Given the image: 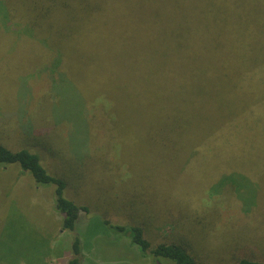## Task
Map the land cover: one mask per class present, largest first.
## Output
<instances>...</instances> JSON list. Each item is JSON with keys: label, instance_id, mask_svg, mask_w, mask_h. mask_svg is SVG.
<instances>
[{"label": "rangeland", "instance_id": "1", "mask_svg": "<svg viewBox=\"0 0 264 264\" xmlns=\"http://www.w3.org/2000/svg\"><path fill=\"white\" fill-rule=\"evenodd\" d=\"M4 16L0 6V143L13 150L39 152L42 162L48 160L47 154L51 169L43 165L68 180L66 195L88 204L94 213L122 223L140 224L141 217L150 221L145 229L153 243L183 235L195 244L198 264H234L243 257L264 261V153L252 155L250 147L251 141L260 142L259 148L264 151V67H256L250 75L263 79L245 78L251 66L264 61V0H230L228 45L215 43L221 46L220 52H215L213 46L208 48L212 56L226 61L200 63L197 69L166 64L164 71L160 67L150 69L138 77L133 58L136 55H132L129 65L120 67L116 53H107L105 42L86 48L83 60L100 64L110 72L109 81L115 80L111 87L118 90V84L121 93L129 92L132 97L130 103L122 105L108 98L105 107L110 111L104 108V101L103 110H96L95 96L105 95L100 93L105 80L98 78L95 88L100 92L87 98L89 115L76 94L72 77L68 75L66 80L63 75L64 84L60 81L63 79L59 75L65 70L57 71L56 51L27 29L11 26L14 21ZM74 66L75 61L69 59L66 70ZM220 70L228 75H219ZM140 90L163 98L159 119L165 118V124L157 128L167 130L172 121L181 120L187 128L184 137L154 136L155 110ZM256 100L261 108L236 113ZM229 114H234L232 120L219 136L216 128ZM64 117L70 121L61 119ZM228 131L230 136H225ZM90 136L91 153L94 158L102 157L99 163L86 162L81 169L74 155L85 149ZM106 141L121 157L128 156L122 162L127 169L116 171V175L105 173L101 162V146ZM2 168L0 264H68L63 257L66 252L70 257L75 235L66 230L62 236L54 186L37 184L31 173L23 172L18 165L6 171ZM173 172L179 174L176 191L169 188ZM233 172L243 173L256 185L255 198L248 180H241L243 199L233 186L217 185L225 173ZM115 183L119 187L112 188ZM177 201L178 212L169 207ZM168 211L172 214L155 222L160 213ZM224 214H230V222L218 227L213 220L220 216L226 221ZM159 223L170 225L161 231L155 229L162 225ZM207 233L209 240L202 242L209 247L205 255L198 238ZM115 235H100L89 244L91 236L80 233L90 253L83 264H155L152 258L141 255L138 246H131L129 238ZM61 236L63 240L58 243ZM188 241L184 242L189 245ZM109 242L118 245H106ZM221 242L230 252L218 260L214 252ZM161 263L172 264L169 260Z\"/></svg>", "mask_w": 264, "mask_h": 264}, {"label": "trees", "instance_id": "2", "mask_svg": "<svg viewBox=\"0 0 264 264\" xmlns=\"http://www.w3.org/2000/svg\"><path fill=\"white\" fill-rule=\"evenodd\" d=\"M0 6L5 11L4 18L14 21L11 26L20 30L27 29L38 41H42L43 45L56 51L57 71L58 68L59 71L65 70L61 72L62 75L58 74L63 79L60 81L64 84L63 75L66 76V80L68 75L72 77V84L78 92L76 94L80 95L83 100L87 115L90 113L87 106L88 99L99 91L96 90L98 78L105 80V87L102 88L101 92L99 91L105 95L101 94L103 98L95 96L96 110L102 111L104 106L108 111L105 107V100L108 98L118 105H122L123 102L128 104L132 100L129 92L121 93L118 84H116L118 90L111 87L115 80L109 81V71L100 64L87 63L83 60L84 50L101 41L108 45L109 48H104L110 56L112 51L116 53L117 58L115 60L120 67L129 65L132 55H136L133 58L138 66V77L150 69L156 70L160 67L164 71L166 64L169 66L183 65L191 69L195 66L194 69H197L200 63L226 61L212 56L208 48L213 46L215 52H220L221 46H216L215 43H225L226 47L228 45L227 41L230 39V0H0ZM217 33H221L224 39ZM69 59L75 61V66L71 71L66 70ZM258 66L264 67V61L251 66L247 70L245 78L263 79L250 76L254 72L253 69ZM214 73L217 74L216 71ZM219 75H228V73L220 70ZM108 81L110 85H108ZM59 87L60 84L57 81L56 88ZM141 92L148 97L155 110L157 123L154 136L160 135L162 139H168L169 135L170 138L173 136L184 137L185 133L183 132L187 128L186 125H181V120L172 121L171 127L167 130L157 128L165 124V118L159 119L163 113V98L157 99L152 92ZM101 103L104 105L102 106ZM256 106H259V100L251 102L236 113L243 110L253 111ZM236 113L234 114L237 115ZM232 115H225L221 125L216 128L219 136L220 131L230 124ZM69 117L61 119L68 122L70 121ZM87 128L90 129L88 120ZM69 134L70 132L67 133L66 137ZM224 135L230 136V131ZM224 139L228 138L225 137ZM91 144L90 136L85 142V149L78 150V153L74 155V159L81 169L84 168L86 162L89 164L90 162L99 163V159L102 157L94 158V152L91 153ZM259 144L260 142H250L252 155L264 153L259 148ZM101 148H104V159L101 162L105 166V173L116 175V171L127 169V166L122 164L123 160L128 159L127 155L121 157V153H118L117 149L114 151L107 141ZM47 156L46 154L48 160L42 162L39 152H33L28 148L13 150L0 143V166L3 167V171H6L11 165H18L23 172L31 173L37 184L45 187L54 186L55 207L62 216V236L66 230L75 235L70 247V257H68V252L64 253L63 257L68 260V264H83V258L85 260V257L87 258L90 254L84 248V241L80 236L82 232L91 236L89 244L96 237L110 235L112 232L118 237L121 236L119 238H129L131 246H138L141 255L144 258H152L155 264H162V260H169L172 264H198V257L194 250L195 244L183 238V235H181L182 237H175L173 240L153 243L147 236L145 229L151 222L145 218L141 217L140 224L113 221L105 214L94 213L93 208L88 204L79 203V201L69 198L66 195V189L69 187L68 180L49 171L47 167L51 169V161ZM63 162L65 161L63 160ZM173 174L172 176L169 175V188L176 191L180 186L175 183L179 174L176 175L175 172ZM241 180H248L252 184L251 188L255 198L258 193L257 187L243 173H225L217 185L233 186L236 194L243 199L240 191L244 185ZM116 187H119L118 183L112 186V188ZM213 188L214 185L212 191ZM199 190L201 191V189ZM179 205L177 201L169 207L176 210ZM178 211L181 210L177 208ZM171 214L169 211L160 213L155 222H160L164 217ZM224 215L226 221H223L220 216H216L213 223L219 227L223 222H230V214ZM79 221L81 222V229L78 228ZM159 224H162L163 227L158 226L155 229L158 228L161 231L170 225L168 223ZM62 236L60 239L58 238V243L63 240ZM210 239L213 240V235L210 236ZM198 240L201 244L199 248L205 255H208L209 247L202 245L203 241L209 240L208 233L200 234ZM184 241H188L192 251ZM116 244V242H109L106 245ZM219 246L220 248L214 252L215 258L218 260L226 257L230 252L228 247L226 250L224 242H221ZM234 264H264V261L243 257L237 259Z\"/></svg>", "mask_w": 264, "mask_h": 264}]
</instances>
